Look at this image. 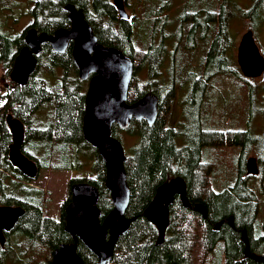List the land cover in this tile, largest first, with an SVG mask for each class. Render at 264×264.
Segmentation results:
<instances>
[{
	"label": "trees",
	"instance_id": "obj_1",
	"mask_svg": "<svg viewBox=\"0 0 264 264\" xmlns=\"http://www.w3.org/2000/svg\"><path fill=\"white\" fill-rule=\"evenodd\" d=\"M123 1L126 9L133 13L126 20L119 18L112 0H0V66L9 72L10 82L0 102V206L24 209L12 229L15 236L22 237L16 245L23 248L25 254L33 244H44L48 253V260L44 264H49L54 251L62 243H71L74 239L65 230L64 209L70 201L71 191L60 207L59 217L54 219L44 215L37 199V189L13 181L15 178L29 179L8 160V146L11 143V133L6 123L8 113L26 126L22 152L39 168L47 167L54 158L61 168H78L81 165L80 156L86 153V149L92 150L95 154L93 168L97 173L96 178H72L70 187L72 184L89 183L97 189L100 220L112 209L110 193L105 188L106 166L97 149L86 142L82 134L84 98L88 85L84 87V81L78 76L72 46L59 53L53 51L49 44L43 45L36 70L28 83L20 86L10 78L15 57L25 46L27 31L32 28L37 33L53 34L58 28H69L63 7L72 3L83 11L99 44L117 48L132 59L133 76L127 102L134 103L147 93H153L159 99V113L153 124L132 119L124 130L138 138L124 162L130 191L125 216L133 220L128 230L118 238L112 257L105 264H264L246 256L247 245L243 239L245 235L250 255L264 256V221L258 220L264 200L259 204V195L250 184L253 177H249L245 166L247 147L260 143L263 146L264 137H255L251 129L255 85L242 76L234 59L229 28V21L235 16L250 19L256 15L261 21L264 18V0H248L251 2L248 6L240 4L230 18L227 7L232 0ZM18 6L17 12L15 9ZM140 11L145 16V25L138 31L134 18ZM18 17L29 19V24L22 31L15 25ZM250 25L258 27L251 21ZM144 35L150 39L149 46L139 49V43L146 44ZM202 42L207 45L203 75L195 76V72L186 69L184 58L186 53L194 56ZM178 47L183 50L179 52ZM137 56H142L144 65L137 64ZM176 60H181L177 64L180 71L190 73L186 80L178 82L183 119L178 121L169 117L170 120L165 121L161 114L167 103L165 101L168 98L172 100L176 94L173 89ZM139 68L147 72L145 83L136 82ZM58 70H61L60 75ZM218 75L221 80L232 77L238 83L236 88L221 90L228 105L233 102L236 108L242 85L245 88L249 99L247 117L250 118L245 130L224 134L203 126V123L211 121L207 109L212 88L207 86ZM43 106L50 109V120H39L34 116ZM117 130L123 129L113 125L112 134L120 140ZM223 141L238 148L237 160L230 178L222 181H226L224 186L214 189L209 185L217 183L225 175L224 169L212 166L210 161L204 162V151L216 148ZM52 145L56 151L49 149ZM39 151L43 153L39 154ZM43 159L47 162L42 163ZM218 171L220 174H217ZM177 176L183 177L186 183L190 206L184 207L180 198L175 197L169 206V224L161 237L158 228L147 220L144 211L153 200L157 187ZM260 192L264 197V189ZM196 204L205 207L204 217L193 208ZM230 217L233 218L232 224L228 223ZM217 223H220V228L215 229ZM200 228L201 234L198 236ZM12 230L4 232L5 237ZM199 246L203 250H199ZM8 247L9 242L0 245V264L7 259ZM200 252L206 253L207 258L199 263L197 256ZM77 253L84 264H99L80 241L77 242ZM9 258L14 261L12 256Z\"/></svg>",
	"mask_w": 264,
	"mask_h": 264
},
{
	"label": "water",
	"instance_id": "obj_2",
	"mask_svg": "<svg viewBox=\"0 0 264 264\" xmlns=\"http://www.w3.org/2000/svg\"><path fill=\"white\" fill-rule=\"evenodd\" d=\"M119 18L128 19L123 0H113ZM69 28H58L53 34L37 33L29 29L25 35V46L17 53L10 78L20 86L28 83L37 67V58L43 45L49 44L55 52L64 53L72 46L73 62L82 81L88 80L85 93V110L82 120V134L86 142L97 149L106 166L105 188L110 193L111 211L100 220L98 208L99 193L89 183L72 184L70 201L65 206V230L74 241L62 243L53 253L50 264H84L77 253L80 241L97 258L99 264L108 262L120 236L129 228L132 218L125 216L130 191L126 181L124 162L126 155L123 145L112 134L113 125L127 129L132 119L145 120L151 125L159 113V99L147 93L134 103L127 102L128 88L133 76V61L119 49L99 44L91 25L86 21L82 10L72 3L64 5ZM237 62L246 78H256L264 72V57L255 42L253 32L241 35L237 47ZM6 123L11 133L8 146V160L28 179H35L39 167L23 152L25 140L24 123L6 115ZM246 172L256 176L259 173L257 159L249 157L245 162ZM186 183L177 176L157 187L153 200L144 211L147 220L154 224L162 237L169 224V206L178 196L184 207L190 203L186 195ZM193 208L206 215L205 207L196 204ZM24 209L21 207L0 206V245L5 243L4 232L14 228ZM230 217L229 219H231ZM229 221V220H228ZM233 221V218H232ZM232 224V223H230ZM218 229L220 223H217ZM247 245L245 254L258 261L264 256L250 255Z\"/></svg>",
	"mask_w": 264,
	"mask_h": 264
},
{
	"label": "rangeland",
	"instance_id": "obj_3",
	"mask_svg": "<svg viewBox=\"0 0 264 264\" xmlns=\"http://www.w3.org/2000/svg\"><path fill=\"white\" fill-rule=\"evenodd\" d=\"M248 6L251 4L248 0H232V4H229L227 7L228 17L230 18L233 15V12L237 10V6ZM242 6V7H243ZM126 7V5H125ZM19 6L15 9L18 12ZM131 16L133 13L131 10L126 9ZM142 11V10H141ZM137 13L135 20V26L139 31L142 26L145 25V16L141 13ZM238 11H240L238 9ZM239 12H237L238 15ZM264 14V13H263ZM240 17V16H239ZM235 16L230 19L229 21V28L231 31L233 45L231 46L232 54L234 59L236 58L237 53V46L240 41L241 35L244 34L246 31L251 30L254 35L255 42L259 48L260 53L264 57V18L259 21L258 16L252 15L250 19L239 18ZM228 18V20H229ZM17 22L15 20L16 28L20 31L26 28L27 24H29V19L27 17H18ZM250 21L253 22L258 27H251ZM260 22V24H259ZM8 29V28H7ZM146 36V44L142 45L141 43L138 44L139 49L148 48L149 46V37ZM207 45L205 42H202L198 46V50L194 53V56H190L189 53L185 54L184 64L186 65L187 70H192L191 73L195 72V76L200 74L203 75V63ZM179 52L183 50V48L178 47ZM136 62L143 64L142 56L136 57ZM237 62V60L235 59ZM181 60H176L173 75H174V83L173 89H175V93L172 100L168 98L165 102V106H163V118L165 121L170 120L169 117L172 119L181 121L183 117H181V105L179 104L181 92L179 91V80H186L188 74L186 70L180 71L179 66ZM144 65V64H143ZM10 67V66H9ZM165 71V70H164ZM9 73V72H8ZM8 73L4 69V67L0 66V102L3 98V95L8 91V86L10 84L8 79ZM39 73V71H38ZM59 75L61 74V70H58ZM45 73V77H46ZM136 77L138 83H145L147 81V72H145L144 68H139L136 72ZM48 78V77H47ZM216 79L208 84L207 88H212L209 97V109H207V114L211 117V121L207 124L203 123L205 129H214L217 131H222L224 134L231 132V131H242L246 129V123L249 122L250 118L247 117L248 112V105L249 99L248 95L245 91V88L242 85V88L239 91L240 101L236 104L232 102L228 105V102H225L223 99L221 90L227 88H236L238 87V83L232 77H227L221 80V76L218 75L215 77ZM250 84L255 85V94L253 96V110H252V120L250 122L252 132L254 133L255 137L263 138L264 137V73L260 77L248 79ZM87 86V81H84V87ZM130 93V91H129ZM238 93V91H237ZM172 96V97H173ZM164 102V103H165ZM179 104V105H178ZM235 112V115H234ZM50 109L47 106L41 107L40 110L34 115L39 120H50L52 118ZM230 121L234 123L230 124ZM25 126V125H24ZM26 129V126H25ZM120 134H117L119 137L120 142L123 145L125 155H129L134 145L137 143L138 138L132 134L125 132L124 130H117ZM30 138V137H29ZM258 139V140H259ZM30 140V139H29ZM28 143V142H26ZM263 146L261 143L258 144H251L247 147V153L245 155V159L249 157H255L258 161L259 166V173L256 176L250 175L249 177H253L250 180V184L253 186L254 192L259 195V204L262 203V199L264 200L263 192H260L261 189H264V141H262ZM24 145V143H23ZM50 150L56 151L55 146H50ZM43 151H39V154H42ZM205 157L204 162L210 161L212 162V166H218L224 169L225 175H222L217 183H212L209 185L210 188L214 189H221L224 186L222 182L225 179H229L232 172L235 169V160H237L236 155L238 154V148L231 147L225 144V141L221 145L216 146V148L208 149L204 151ZM95 154L92 150L86 149V153L80 156V163L81 165L78 168H68L64 169L61 168L56 159L50 160L48 162L47 167L40 168L38 176L32 180H22L16 179L13 180L14 182H18L19 184H26L30 187L37 189L38 195L37 199L39 201L40 206L43 209V213L45 216L57 219L60 214V207L66 202V200L70 196V180L74 179H87L91 177L93 179L96 178L97 173L94 171L93 168V159ZM51 157V155H50ZM214 161V162H213ZM47 160L43 159L42 163H46ZM217 164V165H216ZM224 165V166H221ZM217 174H220L218 171ZM216 177V176H215ZM215 177L213 179H215ZM209 179L211 177H208ZM259 221H264V208H261L259 214ZM228 223H232V218L229 219ZM218 226V225H216ZM201 234V228L199 229V234ZM22 240V237L15 236V231L12 230L8 235L5 237V243H10V247L6 252L7 259L1 264H44L48 259L47 258V249L45 248L44 244L38 245V243L28 246H31L30 249H27V252L23 253V248L16 245V242ZM22 247H27L22 246ZM5 249V248H4ZM199 250H203L202 246L198 247ZM26 250V249H25ZM201 253V252H200ZM264 253V250L262 251ZM12 256L14 261L9 258ZM24 261H22V259ZM207 258L206 253H201L197 256V262H204ZM263 258H259L258 261H262ZM50 264V263H49Z\"/></svg>",
	"mask_w": 264,
	"mask_h": 264
},
{
	"label": "flooded vegetation",
	"instance_id": "obj_4",
	"mask_svg": "<svg viewBox=\"0 0 264 264\" xmlns=\"http://www.w3.org/2000/svg\"><path fill=\"white\" fill-rule=\"evenodd\" d=\"M24 128H25V126H24ZM24 142H25V140H24ZM257 163H258V161H257ZM51 263V262H50Z\"/></svg>",
	"mask_w": 264,
	"mask_h": 264
},
{
	"label": "bare ground",
	"instance_id": "obj_5",
	"mask_svg": "<svg viewBox=\"0 0 264 264\" xmlns=\"http://www.w3.org/2000/svg\"><path fill=\"white\" fill-rule=\"evenodd\" d=\"M191 87V86H190ZM220 228V227H219ZM8 233V232H7Z\"/></svg>",
	"mask_w": 264,
	"mask_h": 264
}]
</instances>
